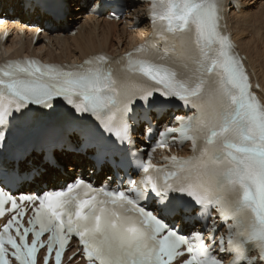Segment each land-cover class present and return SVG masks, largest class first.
<instances>
[{"label":"snow or ice","instance_id":"1","mask_svg":"<svg viewBox=\"0 0 264 264\" xmlns=\"http://www.w3.org/2000/svg\"><path fill=\"white\" fill-rule=\"evenodd\" d=\"M17 3L39 17L41 30L74 14L73 0H59L55 11L48 0ZM221 9V0H154L153 22L176 37L182 54H169L175 43L128 53L119 86L104 55L78 66L0 67V153L40 133L42 163L26 161L23 170L35 184L73 177L63 188L19 196L34 206L28 226L14 181L0 179V218L6 206L13 213L0 228V264H37L44 247L45 264L53 252L61 264L73 235L91 264H173L184 255L182 264H264V104L219 30ZM177 106L192 115H177ZM153 119H169L160 135L190 139L194 156L173 157L166 171L133 154L134 133L150 136ZM80 168L104 171L119 186L94 187L77 176ZM131 169L143 173L138 183Z\"/></svg>","mask_w":264,"mask_h":264},{"label":"bare ground","instance_id":"2","mask_svg":"<svg viewBox=\"0 0 264 264\" xmlns=\"http://www.w3.org/2000/svg\"><path fill=\"white\" fill-rule=\"evenodd\" d=\"M89 3V0H73L74 14L68 16L63 23L44 25V33L33 45L34 33L41 28L39 17L29 10H21L17 0H0V14L6 17V27L13 33L0 48V60L5 54H32L50 62L81 61L99 52L122 55L135 49L150 34L146 19L148 4L127 6L129 11L125 17L119 22H113L104 16L89 14L86 10ZM222 3L226 26L240 51L246 55L252 77L258 81L264 95V0H222ZM71 27L77 28L75 35L70 34ZM20 29L25 35L19 38L17 35ZM176 114L186 116L182 111ZM36 159L32 162L35 165L41 162L40 156L36 155ZM89 169L91 168L76 170L87 172ZM70 178L73 177L65 176L57 182ZM41 185L34 183L29 187L40 188Z\"/></svg>","mask_w":264,"mask_h":264},{"label":"rangeland","instance_id":"3","mask_svg":"<svg viewBox=\"0 0 264 264\" xmlns=\"http://www.w3.org/2000/svg\"><path fill=\"white\" fill-rule=\"evenodd\" d=\"M72 28V27H71ZM73 29V28H72Z\"/></svg>","mask_w":264,"mask_h":264}]
</instances>
